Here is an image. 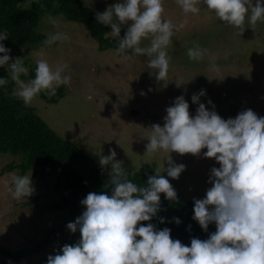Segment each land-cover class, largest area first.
<instances>
[{
	"label": "clouds",
	"instance_id": "obj_1",
	"mask_svg": "<svg viewBox=\"0 0 264 264\" xmlns=\"http://www.w3.org/2000/svg\"><path fill=\"white\" fill-rule=\"evenodd\" d=\"M183 12L197 14L200 0H176ZM202 4L220 21L245 30V21L254 26L264 21V0H202ZM163 0H117L103 12H96L95 19L110 25L111 34L118 38L117 53L125 59L143 55L147 67L155 70L157 81L168 78L171 57L168 45L175 32L184 27L181 22L164 19ZM48 22L55 24L54 17ZM128 27L121 37V28ZM9 35L7 29L0 30V67L10 73L16 87L12 95L25 104L41 91L55 95L61 85L69 84L71 76L65 74L67 65H50L46 59L36 60L34 78L25 82L21 74H27L22 57L12 59L11 49L2 43ZM151 37L148 46H141L142 39ZM71 37L64 32L49 33L44 45L56 41H67ZM207 49L195 45L187 50L192 60H201ZM211 70L219 73L213 61ZM0 76V87L8 84ZM182 84V83H180ZM177 84V85H180ZM199 94L191 101L198 104L195 115L189 112V103L183 95L174 99L166 108L164 124H152L146 134L148 143L145 153L158 150L191 153L214 158L219 167L210 170L211 187L202 199L194 198L193 217L202 230L215 224V231L207 239L193 237L190 245L170 236V229H158L151 221L161 210V196L169 201L177 200V193L169 179L161 175L159 168L149 175L146 184L138 185L128 179L129 173L123 162L115 159L116 152L109 149L108 155H100L102 169L110 165L108 181L104 185L109 192H89L80 203L85 206L81 215L67 228L80 232L74 244H64L54 255L47 257L46 264H264V116L251 109L239 112L235 118H221L214 110L199 102ZM209 105L212 104L208 100ZM148 129V128H145ZM167 177L176 179L185 169L168 155ZM163 171V172H164ZM14 199L28 198L34 193L31 173L12 174L9 188ZM176 224L181 221L178 217ZM164 223L165 218L160 217Z\"/></svg>",
	"mask_w": 264,
	"mask_h": 264
},
{
	"label": "rangeland",
	"instance_id": "obj_2",
	"mask_svg": "<svg viewBox=\"0 0 264 264\" xmlns=\"http://www.w3.org/2000/svg\"><path fill=\"white\" fill-rule=\"evenodd\" d=\"M85 2L103 12L117 0ZM197 6L199 13H185L176 0H163L162 17L184 24L168 45L171 59L165 81H157L155 70L147 67L146 56L134 55L125 59L115 48L98 50L84 25L62 16L54 17L56 23L52 24L48 22L49 16L44 17L39 26L42 32L47 35L64 32L71 38L50 46L25 47L16 57H22L28 72L38 59H46L52 66L67 65L65 74L70 75L71 80L69 84L59 86L62 95L56 103H49L39 93L29 104L57 134L75 140L96 161L99 162L97 153L108 155L109 149H114L115 159L122 161L124 168L148 169L154 173L159 168L160 174L169 179L177 193L192 200L202 199L211 187L210 170L219 167V163L203 156L206 149L199 155L163 150L147 154L146 134L150 133L152 124L163 126L166 108L180 95L189 103L190 114L195 115L198 104L191 101V96L199 94L201 89L205 95L200 96L199 102L209 110L214 106L223 119L235 118L247 109L253 110L258 117L264 116V21L252 26L246 19L245 30L241 32L220 21L202 0ZM108 26V35L113 37ZM127 27L125 24L121 28V37ZM150 39H142L141 46H148ZM195 45L208 50L198 61L187 54V50ZM213 61L219 66V73L211 70ZM208 100L212 101L211 105ZM168 155L176 163L186 166L176 179L167 177L164 171L163 165L168 167ZM13 161H18V157L0 154V245L17 251L44 233L46 227L62 220L64 213L42 209L58 199L53 188V175L32 178L34 193L27 199L12 197L9 192L11 176L20 174L18 169L5 167ZM110 167L104 168L110 171ZM30 173L32 177V171L24 175ZM48 253L46 249L13 261L0 252V264H34Z\"/></svg>",
	"mask_w": 264,
	"mask_h": 264
},
{
	"label": "trees",
	"instance_id": "obj_3",
	"mask_svg": "<svg viewBox=\"0 0 264 264\" xmlns=\"http://www.w3.org/2000/svg\"><path fill=\"white\" fill-rule=\"evenodd\" d=\"M85 1L0 0V30L7 29L9 33L2 43L11 49L10 57L20 56L25 47L43 45L47 34L42 32L39 26L41 20L47 16H62L66 20L84 25L90 37L96 42L98 50L117 49V39L108 35L109 26L96 21L95 13L98 11ZM35 67L36 64L31 65L28 74H21V79L34 78ZM0 76L9 81L0 87V154L18 157V161L8 163L5 168L18 169L20 175L32 171V178L53 175V188L58 199L43 206L42 209L64 213L62 220L49 228L46 227L44 233L30 240L29 245L19 251H10L0 245V252L14 261L48 249L49 253L34 263L46 264L47 257L54 255L64 244L78 242L79 230L72 233L67 224L74 222L76 217L81 215L85 206L80 201L89 192L110 194L109 188L104 187L109 179V171L102 169L99 162L85 152L75 140L57 134L36 112L33 105L25 104L21 98L13 96L12 91L16 85L11 81L7 69L0 67ZM61 95V87L56 89L53 96L40 92V96L49 103H56ZM125 169L129 173L128 179L138 185L146 184L148 176L155 174L148 169ZM160 196L161 210L151 221L139 223L151 222L158 229L168 227L171 230V238L179 239L185 245H190L193 237L207 239L208 234L216 230L215 224L212 223L206 232L192 219L194 200L179 193L176 201L165 199L163 193ZM160 217L165 218L164 223L160 222ZM174 217H178L181 222L176 224Z\"/></svg>",
	"mask_w": 264,
	"mask_h": 264
},
{
	"label": "bare ground",
	"instance_id": "obj_4",
	"mask_svg": "<svg viewBox=\"0 0 264 264\" xmlns=\"http://www.w3.org/2000/svg\"><path fill=\"white\" fill-rule=\"evenodd\" d=\"M221 44V43H220ZM220 46V45H219ZM226 49V48H225ZM163 203V202H162ZM168 206V205H167ZM171 206V205H170ZM193 221V220H192ZM197 234V233H196ZM41 240V239H40ZM39 242V241H38ZM30 247V246H29ZM42 250V249H41ZM19 251V250H18ZM52 251V250H51ZM16 254V253H15ZM8 256V255H7ZM14 256V255H13ZM11 257V256H10ZM46 258V257H45ZM44 259V258H43ZM39 262V261H38Z\"/></svg>",
	"mask_w": 264,
	"mask_h": 264
}]
</instances>
